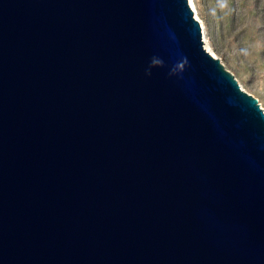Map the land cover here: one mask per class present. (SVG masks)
Masks as SVG:
<instances>
[{"label":"water","instance_id":"95a60500","mask_svg":"<svg viewBox=\"0 0 264 264\" xmlns=\"http://www.w3.org/2000/svg\"><path fill=\"white\" fill-rule=\"evenodd\" d=\"M0 264H264V111L189 0H0Z\"/></svg>","mask_w":264,"mask_h":264},{"label":"rangeland","instance_id":"374dc122","mask_svg":"<svg viewBox=\"0 0 264 264\" xmlns=\"http://www.w3.org/2000/svg\"><path fill=\"white\" fill-rule=\"evenodd\" d=\"M190 1V0H189ZM205 46L264 111V0H191Z\"/></svg>","mask_w":264,"mask_h":264},{"label":"clouds","instance_id":"9594fccd","mask_svg":"<svg viewBox=\"0 0 264 264\" xmlns=\"http://www.w3.org/2000/svg\"><path fill=\"white\" fill-rule=\"evenodd\" d=\"M227 4V0H220V6L225 7Z\"/></svg>","mask_w":264,"mask_h":264},{"label":"bare ground","instance_id":"6f19581e","mask_svg":"<svg viewBox=\"0 0 264 264\" xmlns=\"http://www.w3.org/2000/svg\"><path fill=\"white\" fill-rule=\"evenodd\" d=\"M190 4H191V0H190ZM206 48H207V46H206ZM208 49V48H207ZM209 50V49H208ZM210 51V50H209ZM211 53H212V51H210Z\"/></svg>","mask_w":264,"mask_h":264}]
</instances>
